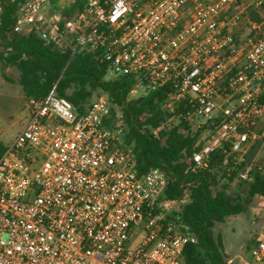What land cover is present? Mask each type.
I'll return each instance as SVG.
<instances>
[{
  "label": "built area",
  "instance_id": "obj_1",
  "mask_svg": "<svg viewBox=\"0 0 264 264\" xmlns=\"http://www.w3.org/2000/svg\"><path fill=\"white\" fill-rule=\"evenodd\" d=\"M17 1L15 33L37 32L71 59L96 53L107 79H133L129 100L164 90L165 113L206 125L197 166L223 141L232 153L264 150V31L250 16L264 0ZM27 106L0 158V264H186L185 246L198 237L152 216L167 174L138 173L124 113L107 95L79 114L55 84ZM235 159L240 181L264 176V161ZM250 254L249 264H264V238Z\"/></svg>",
  "mask_w": 264,
  "mask_h": 264
},
{
  "label": "trees",
  "instance_id": "obj_2",
  "mask_svg": "<svg viewBox=\"0 0 264 264\" xmlns=\"http://www.w3.org/2000/svg\"><path fill=\"white\" fill-rule=\"evenodd\" d=\"M0 6V63L2 70L14 67L19 71L26 101L45 97L57 84L58 96L84 114L95 92L102 91L124 113V142L134 150L138 173L142 176L152 168H160L167 174L154 200L152 216H162L165 224H186L198 237L197 243L185 246L184 262L230 264L223 238L215 236L214 228L228 217L245 213L255 197H264V176L256 174L249 183L238 179L241 165L235 159L239 153H232V141H223L203 166H197L193 155L206 143L199 140L207 126L194 131L185 118L165 113L164 90L129 100L132 78L107 79V63L96 53L81 51L71 59L70 53L53 51L37 32L15 33L19 2L0 0ZM79 6L74 5L66 14L71 15ZM250 16L262 22L258 13ZM261 98L264 102V94ZM5 150L0 140V158ZM233 184L237 189H232ZM162 201L181 205L178 210H164L158 208Z\"/></svg>",
  "mask_w": 264,
  "mask_h": 264
},
{
  "label": "rangeland",
  "instance_id": "obj_3",
  "mask_svg": "<svg viewBox=\"0 0 264 264\" xmlns=\"http://www.w3.org/2000/svg\"><path fill=\"white\" fill-rule=\"evenodd\" d=\"M60 0H54L57 5ZM65 1L61 2L65 3ZM262 18V28L264 31V10L259 14ZM248 23L243 22L240 35L246 36L250 33L251 28ZM0 63V140L6 145H10L16 136L26 125L27 118V101L24 97L22 87L19 83L20 73L14 67H6L2 70ZM8 77L9 80L7 78ZM103 95L102 91L94 94L91 102ZM192 129H199L193 125ZM205 133V134H204ZM202 133L200 142H206V132ZM243 152L250 161L260 162L264 160V150L259 148H245ZM239 151V154L241 153ZM232 189H237L236 184ZM181 203L174 204L165 202L164 210H178ZM215 236L221 235L224 241L225 252L230 264H249L251 261V250L255 241L264 238V197H255L245 213L228 217L224 222L218 223L214 228Z\"/></svg>",
  "mask_w": 264,
  "mask_h": 264
}]
</instances>
